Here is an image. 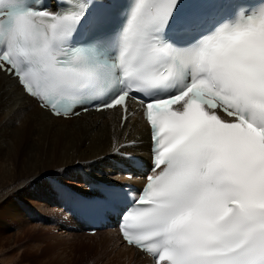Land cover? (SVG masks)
<instances>
[{
	"label": "snow or ice",
	"instance_id": "6c2138e0",
	"mask_svg": "<svg viewBox=\"0 0 264 264\" xmlns=\"http://www.w3.org/2000/svg\"><path fill=\"white\" fill-rule=\"evenodd\" d=\"M248 7L0 0V74L26 98L64 119L119 107L122 126L141 105L150 170L119 230L151 264H264V3Z\"/></svg>",
	"mask_w": 264,
	"mask_h": 264
},
{
	"label": "bare ground",
	"instance_id": "6f19581e",
	"mask_svg": "<svg viewBox=\"0 0 264 264\" xmlns=\"http://www.w3.org/2000/svg\"><path fill=\"white\" fill-rule=\"evenodd\" d=\"M120 117V111L115 109L69 120L54 118L26 98L13 79L0 74V197L17 181L23 185L43 171L72 166L80 168L78 172L82 171L85 187L81 191L85 192L87 177L96 176L90 172L86 174L85 164L89 170H96L104 181L112 179L117 174L116 169L126 165L114 155L115 151L148 161L150 140L146 125L136 113L128 119L126 126L121 125ZM41 142L47 146L44 148ZM128 142L135 145L124 150L123 144ZM124 173L120 171L119 174ZM71 190L65 189L58 198L72 197ZM112 233L95 234L100 236L98 242H103L95 249L99 258L106 264H120V258L126 254L131 256L127 264L147 263L140 253L126 247L117 233ZM95 236L84 234L87 239Z\"/></svg>",
	"mask_w": 264,
	"mask_h": 264
},
{
	"label": "rangeland",
	"instance_id": "374dc122",
	"mask_svg": "<svg viewBox=\"0 0 264 264\" xmlns=\"http://www.w3.org/2000/svg\"><path fill=\"white\" fill-rule=\"evenodd\" d=\"M42 145L45 148L47 143L43 142ZM88 168L85 164L86 174L90 172L100 177L96 170ZM78 169L72 166L43 171L38 177L29 178L23 185L19 181L15 182L9 192L2 193L0 264H106L95 253L98 244L103 243L98 242L100 236L87 239L82 234L68 233L70 231L65 228L67 223H55L56 220L55 224L46 222V219H56L53 216L55 205L51 206L54 196L60 197L67 187L76 191L83 190V178L78 175ZM123 255L120 264L130 262L128 258L131 256Z\"/></svg>",
	"mask_w": 264,
	"mask_h": 264
}]
</instances>
